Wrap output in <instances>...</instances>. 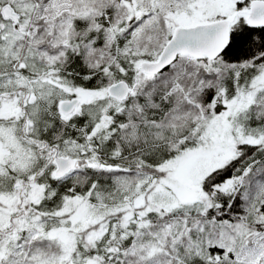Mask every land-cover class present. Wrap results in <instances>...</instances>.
Wrapping results in <instances>:
<instances>
[{
  "label": "snow or ice",
  "instance_id": "snow-or-ice-1",
  "mask_svg": "<svg viewBox=\"0 0 264 264\" xmlns=\"http://www.w3.org/2000/svg\"><path fill=\"white\" fill-rule=\"evenodd\" d=\"M0 264H264V0H0Z\"/></svg>",
  "mask_w": 264,
  "mask_h": 264
}]
</instances>
